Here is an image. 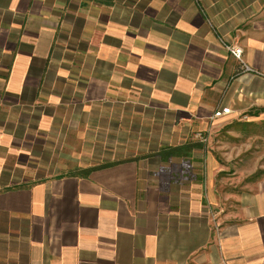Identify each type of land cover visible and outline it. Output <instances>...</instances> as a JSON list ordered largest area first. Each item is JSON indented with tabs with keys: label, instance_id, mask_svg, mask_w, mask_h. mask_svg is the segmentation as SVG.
<instances>
[{
	"label": "crops",
	"instance_id": "crops-1",
	"mask_svg": "<svg viewBox=\"0 0 264 264\" xmlns=\"http://www.w3.org/2000/svg\"><path fill=\"white\" fill-rule=\"evenodd\" d=\"M139 102L205 140L74 173ZM262 160L264 0H0V264H263Z\"/></svg>",
	"mask_w": 264,
	"mask_h": 264
},
{
	"label": "rangeland",
	"instance_id": "rangeland-1",
	"mask_svg": "<svg viewBox=\"0 0 264 264\" xmlns=\"http://www.w3.org/2000/svg\"><path fill=\"white\" fill-rule=\"evenodd\" d=\"M116 112L117 110L114 109V113L112 116H110L111 120L110 124L108 125L107 142L105 143L104 137L102 144H100L99 138L98 141H93L94 145H101L99 148H96L95 154H99L100 152H108L109 156H105L103 159H101L99 156H94V160L81 157L80 159H82V163L80 166L84 168L79 166L80 168L77 167L78 169H75V171H73L74 173L83 174L86 169L98 164V160L100 161L99 164H104V162H107L106 158H111V155L114 152L117 153L116 158L119 159H131L137 156L143 158H152L157 156L156 158L165 160L167 156L164 149L166 147L176 144L182 137H186L188 140H195L198 137L197 133H199V130L197 131L190 129V134L188 136V132L178 122L175 121V117L173 115L165 110H156L151 108L144 103L139 102L138 104L136 103L125 107L123 116L117 115ZM104 130V128H101L103 133ZM226 142L230 141L228 140ZM59 143L61 145L60 148L62 150V155L66 158H68L67 152H69V145L78 144V142L73 139L61 140ZM116 150L118 152H116ZM51 158V156H46V160L49 162ZM257 159H259V157L256 155H253L250 158V161L254 162L251 163L253 166L255 163H257ZM258 162L260 161L258 160ZM262 162L264 163L263 160ZM262 170L252 173L248 176L249 178L246 176V174L244 175V171L236 173L226 172L224 177H227L228 180H226L225 183H222L221 189H219L217 186V191L222 192V196L217 197L219 201H221V203H219L221 206H217V210H220V212L227 211L228 213L238 212L239 208L243 205L241 203V198L245 196L246 193H250L251 191L255 190L254 183L260 176H264V169ZM44 173L45 172H38V174ZM207 192L208 189L206 188V195ZM227 199L231 200L228 202Z\"/></svg>",
	"mask_w": 264,
	"mask_h": 264
},
{
	"label": "built area",
	"instance_id": "built-area-1",
	"mask_svg": "<svg viewBox=\"0 0 264 264\" xmlns=\"http://www.w3.org/2000/svg\"><path fill=\"white\" fill-rule=\"evenodd\" d=\"M231 51H232V53H233L236 57H238V58L241 59L242 54H243V49H242L241 47H238V46L232 47V48H231ZM245 68H246L247 70H250V67H248V66H245ZM230 112H231V108H230V107H225V106H223L222 108L217 109V110L215 111V113H214V117L224 116V115H226V114H229ZM198 135H199L201 138L204 139V136H203V134H202L201 132H199ZM204 140H205V139H204Z\"/></svg>",
	"mask_w": 264,
	"mask_h": 264
},
{
	"label": "trees",
	"instance_id": "trees-1",
	"mask_svg": "<svg viewBox=\"0 0 264 264\" xmlns=\"http://www.w3.org/2000/svg\"><path fill=\"white\" fill-rule=\"evenodd\" d=\"M194 146V145H193ZM185 147H181V146H171V147H168V149L166 150V155H167V158L169 157H172V156H175V155H180V153L182 154V150L184 149ZM93 168H89V169H86L83 173H89Z\"/></svg>",
	"mask_w": 264,
	"mask_h": 264
}]
</instances>
